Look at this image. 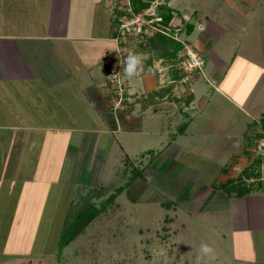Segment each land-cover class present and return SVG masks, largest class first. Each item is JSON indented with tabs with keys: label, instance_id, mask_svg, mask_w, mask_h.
Wrapping results in <instances>:
<instances>
[{
	"label": "rangeland",
	"instance_id": "rangeland-1",
	"mask_svg": "<svg viewBox=\"0 0 264 264\" xmlns=\"http://www.w3.org/2000/svg\"><path fill=\"white\" fill-rule=\"evenodd\" d=\"M119 1L123 0H101L98 4L95 0H0V35L18 32L29 24L32 25L31 31L46 32L52 19L64 18L69 22L73 35L105 36L110 29V27L107 29L108 21L110 23L112 20L110 17L116 18L109 10L110 3L119 4ZM160 1L168 5L175 17L181 19L184 15L188 19L192 18L190 16L196 11L197 15L204 14L199 20L187 21L195 25L196 31L194 30L191 36L186 32L178 36L185 45L193 46V50L206 57L203 74L199 72L200 77H195L193 82L183 83L180 80L175 83L172 81L171 73L176 64L174 66L170 63L163 64L161 60H157L151 67L152 75H149L144 70L149 56L142 50L144 48L142 44L147 43L148 38H142L136 44H131L130 40L125 39L127 43L125 47L116 41L117 47L109 42L102 43L107 50L114 48V51L105 58V89L110 98L114 97L115 92H112L108 85L107 71L110 67L115 68L117 65L115 61L121 58L125 62V67L121 68V72L124 73L121 81L126 85V92L145 93L146 90L149 91V86L153 85L154 80L161 87L159 89H168L173 85L172 95L181 101L176 104L170 102L174 108L172 110H175L173 114H177L184 109L191 92L205 91L203 95H207V102L211 101L206 106V112L190 125L188 136L173 139L174 135L168 134L174 126L173 123L165 122L161 113L155 115L150 112L145 114V122L134 125V128H137L135 130L122 127L116 133H100L99 137L93 135L94 132L90 130L111 131L110 121L114 120L115 111L112 109L113 112L106 113L107 116H103L102 120L96 111L97 102L94 103L89 93L86 101L81 99L77 101L76 96L65 93L71 88V84L68 83L66 85L68 88H61L63 96L66 94L65 105L60 108L57 106L49 113L54 116L49 117L48 121L55 122L61 126L59 128L74 129L75 133L62 136L56 133V136L51 137V143L47 145L49 151L45 152V146L41 144L40 139L36 140L35 144L27 140L26 143L21 139V135L17 136L14 132L8 131V126L22 123L17 117L20 111L2 106L0 264L204 263L210 250L208 238L211 236L205 224L216 221L210 212L213 208L207 212L206 209L202 210L207 206L206 203H209L203 202L211 193L208 184L212 183V189L220 190L221 184L229 177L239 175L234 170V164L237 162L235 157L239 163L248 165L251 162L248 160L249 154L243 153V150L248 146L254 149V145L260 139L258 134L262 130L259 114L251 113L253 119L251 121L255 120L257 124L252 123L249 131V134L254 135L244 139L241 132H245L244 128L248 127L245 114L238 108L232 109L227 102H216L217 92L209 86V83L213 82L212 68L216 66L210 55L221 56L222 61L230 62L229 71H226L227 75L220 86L231 95L241 94L242 101L247 102L253 92L255 77L250 80L252 78L250 75H243L248 70H244L242 65L247 66L249 70L252 68L253 71L254 64L244 57H264V0H258L259 3L249 13L245 12L247 7H241L242 0ZM238 13L242 22L237 20ZM210 19L225 32L221 36L211 33L209 40L212 47H209L210 45L206 47L203 41L208 36L209 29L211 31ZM245 23L251 24L250 33L247 35L239 30L244 29L239 27V24ZM112 25L114 27L111 29V36L114 37L117 25ZM241 42L245 43V48ZM72 43L81 49L82 53L87 49L86 45L92 49L98 44V49L101 47V43L97 42ZM185 48L186 46L178 58L185 54ZM135 51L137 64L131 66L129 71L128 63L132 64ZM234 57L241 64L245 63L241 65L236 62L232 65ZM54 71L61 73L57 68ZM253 72L262 75L264 70L255 67ZM80 83L88 85L85 76L81 77ZM144 95L148 96L147 101L151 99L148 94ZM154 98L152 94V99ZM168 98L164 97V102H169ZM110 102L112 108L113 102L112 100ZM129 102L134 103L130 97ZM3 103H10V100L5 98ZM199 106L196 104L194 110ZM220 107L225 110L216 111ZM49 109V106L45 108L40 123L47 122L45 115L50 112ZM215 114H217L215 118H211ZM133 115L136 116L137 112ZM181 117L179 116V120ZM235 122L240 125V131L235 129L232 137L220 133L218 128L223 127L222 131H225L228 125ZM205 123H208L207 127ZM114 124L116 125L115 122ZM91 136L94 138L89 145L88 140ZM233 139L244 141L243 145L246 146L234 143ZM12 140L16 141L13 153L10 147ZM58 140L60 142H57ZM81 144H86L89 151H92L89 154L91 158L89 156L86 158L84 151L79 152ZM234 146L236 149L239 148L236 153H232ZM64 148H67L65 155ZM251 148L250 152L253 153ZM42 154H46L48 159H43ZM57 154L61 156L62 161L57 160ZM259 154L258 150L253 156ZM64 157H67V160ZM220 165L222 166L219 167ZM218 168L222 169V173ZM258 169L262 171L264 166L261 168L257 166L255 171ZM257 183L259 181L256 177L246 178V185ZM121 187H124L123 192L109 202L110 197ZM95 190L98 192L93 194ZM260 192L263 193L264 188ZM97 194L102 195L95 198ZM225 197L222 196L220 201L225 203ZM91 205L101 211L100 215L61 251L60 242L63 235L70 227L75 231L79 228L78 218L81 210ZM221 210L223 214L220 218L225 221L228 209L222 207Z\"/></svg>",
	"mask_w": 264,
	"mask_h": 264
},
{
	"label": "crops",
	"instance_id": "crops-1",
	"mask_svg": "<svg viewBox=\"0 0 264 264\" xmlns=\"http://www.w3.org/2000/svg\"><path fill=\"white\" fill-rule=\"evenodd\" d=\"M95 1L97 4L101 2V0ZM184 1L188 2L191 0ZM235 11L238 10L235 9ZM197 13L196 11V14H193L197 15ZM239 13L243 15L242 12ZM239 13L238 16H236L238 19H236L242 22ZM107 14L111 16L110 13ZM203 15L204 14L201 15V18ZM111 18L112 20L110 23L109 21L107 23V29L110 27L108 34L100 37H85L71 34L73 32L70 31L69 22H66L64 18L52 19L50 21V28L46 30V32L31 31L30 26L32 27V25L29 24L25 29L18 30V32L0 35V108L2 106H8L10 110L20 111L17 117L19 119L18 121L22 122L15 124L16 126H8V131L14 132L17 136L21 135V139L26 143L27 141H33L32 144H35V141L40 139L41 144L45 146V152L49 151L47 145L51 143V137L56 136V133L61 134L59 136L75 133L74 129H69L67 127L59 128L61 126L55 122L51 123L48 121L49 117L52 118L54 116V114L49 113H52L57 106L60 108L65 105L66 94L63 96L61 88H68L66 86L68 83L71 84V88L66 90L65 93L76 96L77 101L79 99L86 101V96L89 93L94 103L97 102L96 111H98V115L99 117L101 116L102 120H104L103 116H107L106 113L113 112L110 106L111 98L107 89H105L104 82L105 58L114 51V48L107 50L105 45L102 44L107 42L115 44L114 38L111 36V29L114 27L112 24L115 25V22L112 16L110 19ZM210 21L212 22V19H210ZM210 26L211 31L209 29L208 36L203 42L205 44L204 46L210 45L209 47H212V42L209 40L211 38V33L221 36L224 34L225 30L215 24L214 21ZM239 27L244 28H239L244 35L250 33V23L239 24ZM72 42H97L101 43V47L98 49V44L95 49H92L88 48L89 45H86L87 49L82 53L81 49L77 48ZM213 43L215 42L213 41ZM240 44L245 48V43L241 42ZM209 54H211V50ZM210 56L213 57L212 61L216 64V66L212 68L213 82L209 83V86L217 92L216 102H227L232 109L235 110V108H238L245 114V122L248 127L246 129L244 128L245 132L242 131L241 134H243L244 139H249L250 136L254 135L253 133L249 134L252 128L251 126H253L252 123L255 121H251L253 120L251 113L259 114L260 120L264 122V73L261 75L253 72L255 67L263 68L264 70V57H244L251 62V64H254L253 71L252 68L249 70L247 66H243L242 64L245 62L241 64L240 61L236 60V57L232 60V65L238 62L242 65L244 70H248L247 73L243 75H250V77H252L250 80L255 77V79H253L255 81L253 92L249 100L244 102L241 99V94L233 93V95H231L228 90L220 86L227 75L225 73L230 67V62L226 63L222 61L221 56L219 57L213 54ZM56 68L60 69V74L54 73ZM147 74L152 75V73L148 72ZM82 76L86 77L88 85L84 86L83 83H80ZM146 78L147 77H144V79ZM162 83L164 86L163 80ZM159 88L161 87H159L157 81L154 80L153 85L149 86V91H145V93L151 97L152 94H156L154 100H149L151 103H147L148 107L146 109L144 108V101H146L148 96L146 97L144 92H141L142 94H135L132 91H129V93L127 92V101L130 104L131 111H129L130 114L126 112L116 115L113 112L114 120L111 119L110 121V124L112 123L111 131L93 129L90 130V132H94L93 135L100 137V133H116L122 127L128 130H135L137 128H134V125L145 122V114L152 112L155 115L161 113L162 119H164L165 122L173 123L174 126H172L168 132L171 136L174 135L173 139L184 135L188 136L190 125L206 112V106L211 103V101L207 102V95H203L205 91H203V93L199 92L200 94L198 92H191L187 97V103L185 102L184 109L178 111L177 114H173L175 110H172L174 108L171 103L176 104L178 102H164V97H170V93H165L164 97L161 98V91L165 89ZM129 97L134 101L133 104L129 102ZM5 98H8L10 103L4 104ZM196 104L200 106L197 110H194ZM47 106L50 108V112L45 115L47 122L40 123L42 116L44 117V111H46L45 108ZM224 110L225 109L220 107V109L216 111L221 112ZM135 112H137L136 116L133 115ZM194 113H196V115ZM217 114L211 118H215ZM179 116H182V120L184 119L183 122H181L182 124L188 123L185 133L183 134L179 132L182 124L176 123L177 121H181V119L179 120ZM207 126L208 123H205V127ZM222 128H218L220 129V133H224L230 137L233 136L235 129L240 131V125L236 124V122L228 125L225 131H222ZM92 136L89 137V145L92 138H94ZM233 140L234 143L237 142L238 144L240 143L241 146L243 145L244 141H238L240 139ZM174 141L175 140H173V142ZM15 142V140H12L10 143L11 153H13L12 149L13 146H15ZM57 142L60 141L58 140ZM80 143L83 144V142ZM78 144L79 143H77V145ZM82 144L79 145V152L83 153L84 151L86 158L88 156L91 158L89 154H91L92 151H89L88 146H85L86 144ZM243 146L245 147L246 145ZM250 148L251 147L248 146L247 151H250ZM66 149L67 148H64V155ZM238 149L239 148L236 149L234 146L232 153ZM244 150L243 153H245ZM60 157L61 156L57 154V160L62 161ZM42 158L48 159L46 154H42ZM236 158L237 157H235V160L237 162L234 164V170L236 165L245 169L247 163H239V160ZM65 159L67 160V157ZM19 165H17V167H20ZM221 166L222 165L219 167ZM218 171L222 173L221 168H218ZM208 186L209 189H211V193L206 196L203 202L205 204L209 201V203H206L207 206H204L202 210L206 209L205 212H207L213 208L210 212L216 221H209L205 224V228L211 233V236L208 238L210 250H208L209 253L207 258H205L202 264H264V192L238 197L235 194L228 195L222 190L212 189V183H209ZM222 196H226L225 203L220 201ZM222 207L228 209V216L225 221H222L220 218L223 214L221 210Z\"/></svg>",
	"mask_w": 264,
	"mask_h": 264
},
{
	"label": "trees",
	"instance_id": "trees-1",
	"mask_svg": "<svg viewBox=\"0 0 264 264\" xmlns=\"http://www.w3.org/2000/svg\"><path fill=\"white\" fill-rule=\"evenodd\" d=\"M155 0H131V6L133 8V11L136 14H139L147 9H149L152 6V3ZM258 0H242L241 1V7H247L245 12L249 13L250 10L254 9V6L256 4H258ZM164 7H166V9H168L170 11V13L168 15H163L162 19H163V24L166 26L168 25L172 18L174 17L173 13L171 11V9L165 5ZM163 7H161L162 9ZM177 12V11H176ZM118 16L122 15V13L117 12ZM178 13V12H177ZM196 14V13H194ZM192 16V19L194 20H199L201 15H194ZM194 17V18H193ZM198 17V18H197ZM115 20V24L118 23V19L117 17L114 19ZM195 30V25L194 23H187V21L185 22V26L181 29V31H179V34L182 32H186L187 35L191 36L193 34ZM142 47L144 50V52H146L149 56V58L147 59V66H144L145 70L148 73H151V67L153 66V63L157 60H161L163 64H171V65H175L172 73H171V78L172 81L179 82L185 75L183 74V72L180 69L179 66V58L178 55L179 53H181V51L184 48L183 43H181V41H178L177 39L171 37V36H167L163 33H155L152 37H149L147 39V43H145L144 45L142 44ZM136 52V51H135ZM136 55L137 52L135 53V56H133V61L132 64H128V70L130 71L131 66H136L135 64H137L136 61ZM206 58V57H205ZM176 68V69H175ZM174 83V84H175ZM173 86V85H172ZM172 86H170L168 89H165L163 91H161V98L164 97L165 93H170V97H169V101H175V102H181L177 97H174L172 95ZM159 94V93H158ZM156 96V94L154 95V97ZM126 103L128 95L126 94ZM112 99V98H111ZM150 100H153L152 97ZM147 103H151L150 101L147 102L144 101V108L146 109L148 107ZM189 103V102H188ZM130 113L129 110L127 111H116L114 112V114H119V113ZM257 124L256 122L253 123V125ZM261 126H262V130L261 132L258 134V137H260V139L264 136V122L261 121L260 122ZM188 123H183L182 126L180 127V133L183 134L185 133V130L187 128ZM256 148V145H254ZM252 149V148H251ZM245 153H248L249 155V159L251 162L247 165V167L243 170V172L241 174H239L236 177H229L224 183L221 184L220 190L224 191L225 193H227L228 195H232L235 194L238 197H245L248 195H251L253 193H258L260 191L263 190L264 188V176H263V171H261L260 169L256 170V167L258 166L259 168H261L262 164V156L261 155H254V152L251 153L250 151H247V148H245L244 150ZM256 177V179L259 181V183L255 184V185H246V178L249 177ZM263 176V180H261ZM123 188L121 187L120 189L117 190L115 195H112L109 199V202H112L117 196H119L122 192H123ZM97 190L93 191V194L96 192ZM98 192V191H97ZM101 192V191H100ZM99 194V193H98ZM95 195V198H100L102 194L100 195ZM92 206V205H91ZM85 207L84 209L81 210V214H79V228L75 231L74 228L70 227V229L68 228L66 231V234L63 235V238L60 242V249L61 251H63L67 246H69V244L71 242H73L78 236H80L83 231L85 230V228L87 226H89L93 220L98 217L101 213V211L96 210L93 206L91 207ZM77 219V220H78Z\"/></svg>",
	"mask_w": 264,
	"mask_h": 264
},
{
	"label": "built area",
	"instance_id": "built-area-1",
	"mask_svg": "<svg viewBox=\"0 0 264 264\" xmlns=\"http://www.w3.org/2000/svg\"><path fill=\"white\" fill-rule=\"evenodd\" d=\"M124 1V2H123ZM118 3H110L109 10L112 15H115L118 19V23L116 24V34L114 35V41L118 42V44L122 47L126 46L125 39L130 40L129 43L136 44L140 42L142 38L152 37L155 33H163L167 36H171L178 41L179 39V31L184 27V23L189 21L185 15L183 18L173 17L171 22L168 25L163 24V19L161 16L156 14V9L165 6L163 2L160 0H155L152 3V6L139 13L136 14L133 11L131 6V0H123ZM117 12L122 13V15L118 16ZM174 15V14H173ZM191 17V16H190ZM185 48V54L179 56L180 61V69L185 75L180 82L187 83L188 81H195V77L199 78V72L203 74V70L206 67V59L205 56L200 55L198 51L193 50V46L185 45L184 42L181 41ZM119 54V53H118ZM117 62L115 68H109L107 71L108 85L112 88V92L114 91V97H112V109L113 111H127L130 110V104L126 103V85L123 82V72H121V68L125 67V62L120 58ZM129 64V63H128ZM260 151L262 156V166H264V136L259 139L258 143H256V148L252 149L254 153ZM244 168L236 165L235 171L238 174L243 172ZM263 176H264V169ZM263 176L261 180H263Z\"/></svg>",
	"mask_w": 264,
	"mask_h": 264
},
{
	"label": "water",
	"instance_id": "water-1",
	"mask_svg": "<svg viewBox=\"0 0 264 264\" xmlns=\"http://www.w3.org/2000/svg\"><path fill=\"white\" fill-rule=\"evenodd\" d=\"M155 12L158 16L168 15L170 13L168 9H156Z\"/></svg>",
	"mask_w": 264,
	"mask_h": 264
},
{
	"label": "clouds",
	"instance_id": "clouds-1",
	"mask_svg": "<svg viewBox=\"0 0 264 264\" xmlns=\"http://www.w3.org/2000/svg\"><path fill=\"white\" fill-rule=\"evenodd\" d=\"M168 6V5H167ZM164 7V6H163ZM157 9H161V8H157ZM162 17V16H161ZM192 17V16H191ZM189 19H191V18H189Z\"/></svg>",
	"mask_w": 264,
	"mask_h": 264
}]
</instances>
